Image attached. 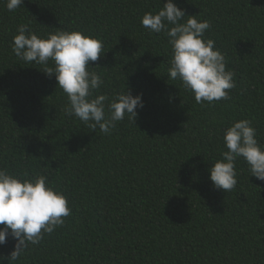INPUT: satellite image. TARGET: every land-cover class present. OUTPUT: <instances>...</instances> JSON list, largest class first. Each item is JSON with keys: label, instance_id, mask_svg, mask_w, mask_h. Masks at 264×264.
Segmentation results:
<instances>
[{"label": "trees", "instance_id": "1", "mask_svg": "<svg viewBox=\"0 0 264 264\" xmlns=\"http://www.w3.org/2000/svg\"><path fill=\"white\" fill-rule=\"evenodd\" d=\"M164 2L24 0L10 12L0 0V168L46 176L71 209L17 264H264V181L243 160L231 191L209 179L233 121L251 120L264 145V0H174L210 22L205 39L234 73L230 98L212 104L168 79V38L141 25ZM21 24L41 37L99 38L105 53L89 62L104 81L97 94L142 93L134 122L106 135L67 115L55 75L12 52ZM14 245H0L2 264Z\"/></svg>", "mask_w": 264, "mask_h": 264}, {"label": "clouds", "instance_id": "2", "mask_svg": "<svg viewBox=\"0 0 264 264\" xmlns=\"http://www.w3.org/2000/svg\"><path fill=\"white\" fill-rule=\"evenodd\" d=\"M23 3L24 0H7L6 7L11 12ZM161 4L158 12L142 16L141 25L149 33L167 36L171 49L168 79L180 81L197 104L229 99V91L236 87L234 73L226 69L225 57L215 41L205 39L210 22L187 15L174 0ZM11 48L19 60L42 65L46 74H54L57 87L67 98L65 113L92 129L99 127L102 133L110 135L117 122L126 116L134 122L136 109L144 107L142 93L133 96L126 89L112 96L97 94L104 81L89 64L105 53L103 42L97 37L68 30L41 37L21 24ZM256 137L257 131L248 119L235 120L223 130L226 150L209 169L215 189L228 192L235 188L238 160L247 164L250 176L264 181V145ZM69 215L67 197L51 186L46 176L21 178L0 168V245L9 236L15 240L8 264H17L30 244H38L45 234L63 226ZM3 260L0 255V264Z\"/></svg>", "mask_w": 264, "mask_h": 264}]
</instances>
